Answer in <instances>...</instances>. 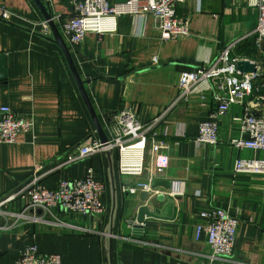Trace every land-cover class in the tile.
I'll return each mask as SVG.
<instances>
[{"label":"crops","instance_id":"crops-1","mask_svg":"<svg viewBox=\"0 0 264 264\" xmlns=\"http://www.w3.org/2000/svg\"><path fill=\"white\" fill-rule=\"evenodd\" d=\"M40 1L52 17H59L54 21L59 30L73 15L67 0ZM0 4L18 16L0 19V56L5 57L7 74L0 80V107L34 123L32 133L0 144L2 199L64 152L90 137L100 141V136L64 53L51 29L42 28L46 20L35 1ZM177 16L187 22L189 37L162 41L153 17L125 15L117 19L113 33H87L79 52L65 41L107 136L108 124L121 110H131L142 124L161 116L177 98L179 74L211 65L229 45L232 57L256 61L259 71L264 70V54L256 46L258 10L247 0H183L177 4ZM254 86L245 102L232 105L219 121L215 147L196 141L199 125L214 121L215 104L212 92L204 90L207 85L167 117L163 126L169 148L148 156L151 164L165 165V178L157 184L159 199L145 204L147 195L123 193L117 152L47 177L44 186L56 189L62 179L83 178L92 168L94 180L106 186L103 213L82 215L58 207L44 214L30 209L45 221L19 223L11 232L0 233V264H18L24 249L34 244L41 253L61 255L64 264H264V175L234 171L238 159L264 158V153L232 144L246 138L235 120L244 114L246 102L256 101L255 112L264 115V104L258 105L263 103L264 79ZM29 204V199L21 200L6 209L19 211ZM144 206L150 212L143 230L134 232L130 224L137 223ZM214 208L240 221L229 260H212L205 232L198 237V226L205 223L201 214ZM64 223L89 232L71 234Z\"/></svg>","mask_w":264,"mask_h":264},{"label":"built area","instance_id":"built-area-1","mask_svg":"<svg viewBox=\"0 0 264 264\" xmlns=\"http://www.w3.org/2000/svg\"><path fill=\"white\" fill-rule=\"evenodd\" d=\"M258 10L256 27V43L261 54H264V0H247ZM73 8V15L67 22L61 23L60 33L74 52H79L87 33L100 36L113 33L119 17L132 15L136 19L153 17L157 23L162 41H174L190 36L186 21L177 16L176 5L183 0H127L118 3L111 0H67ZM18 17L15 13L0 4V19L11 21ZM53 21L59 17H52ZM44 31H50L47 21L42 23ZM233 45L225 47L211 65L196 67L182 71L178 79V95L173 104L164 113L148 124H142L131 110H121L108 124L109 140L105 143L88 138L83 144L62 154V156L41 171H36L30 179L16 190L0 199V233H9L19 223L44 222V216L30 213L41 211L50 213L54 208L82 215H98L104 211L103 199L106 186L93 178V169L88 170L83 178L64 180L58 188L49 189L44 180L54 173L74 164L92 159L107 153L117 152L118 172L123 179L122 191L128 196H148L145 204L156 199L162 193L158 189V181L165 178L163 163L151 164L149 155L154 157L169 148V133L163 126L164 121L177 108L188 103L191 96L199 93L202 85H207L212 92L215 107L211 114L214 121L202 122L196 141L211 146L218 144L219 121L224 118L234 104H240V98L254 92L253 81L256 74L241 75L231 62L251 61L247 58L232 57ZM155 59V63H157ZM256 62V61H251ZM257 63V62H256ZM260 70V65H259ZM264 100V98H260ZM254 107L247 108L241 117L235 120L240 123L242 135L232 144L242 150L264 153V115L256 113ZM118 114V115H117ZM34 123L14 113L9 107H0V144L15 143L24 133H32ZM236 174L264 175V158H240L234 166ZM30 200L28 206L21 210H7L13 203ZM205 223L198 226L200 237L205 232L211 248L212 260H229L232 257L240 221L227 211L214 208L201 214ZM133 224L130 226L133 227ZM71 234L83 235L89 231L73 224L64 223ZM18 264H64L59 254L41 253L37 246H28L21 254Z\"/></svg>","mask_w":264,"mask_h":264},{"label":"water","instance_id":"water-1","mask_svg":"<svg viewBox=\"0 0 264 264\" xmlns=\"http://www.w3.org/2000/svg\"><path fill=\"white\" fill-rule=\"evenodd\" d=\"M36 5L39 7V9L42 11L45 20L48 22V25L52 31L53 40L58 45V47L62 50L64 53V56L67 60V63L70 67V70L73 74V77L76 81V84L79 88V91L81 93V96L87 106V109L92 117V120L95 124V127L98 131V134L100 136V141L105 143L108 141V136L98 118L96 115V112L94 110V107L92 105V101L88 95V92L85 88V82L82 81L81 75L78 71L76 62L74 60L73 54L70 51L69 47L67 46L65 40L63 39L60 30L56 23L52 20V13L50 10H47L43 7V4L40 0H34ZM127 0H119V2H126ZM232 65H234L235 69L241 74H256L258 72V65L255 63H252L250 61H239V62H231ZM6 60L4 56H0V80L6 79ZM262 101V100H261ZM159 199V197H158ZM148 207L144 206L140 208L139 215L137 218V223L133 226V230L135 231H142L144 222H145V216L149 213Z\"/></svg>","mask_w":264,"mask_h":264},{"label":"rangeland","instance_id":"rangeland-1","mask_svg":"<svg viewBox=\"0 0 264 264\" xmlns=\"http://www.w3.org/2000/svg\"><path fill=\"white\" fill-rule=\"evenodd\" d=\"M258 21V20H257ZM264 44V43H263ZM256 46H257V43H256ZM257 48H258V46H257ZM205 66H207V65H205ZM263 68H264V66H263ZM256 75H257V77L255 78V80L253 81V84L255 85V82H256V80L257 79H259V78H261L262 77V79H264L263 77H264V70L263 71H259V66H258V72L256 73ZM251 95V94H250ZM246 98H248V95L246 96V97H243V98H240L241 100H239V102H240V104H243L244 102H245V99ZM261 98H263V97H261ZM254 100V99H253ZM255 102L256 101H249V102H246V105H244V106H246L247 108H252V107H254V105H257V104H255ZM262 104H264V100H263V103H260V102H258V105H262ZM253 111H256L255 109L253 110Z\"/></svg>","mask_w":264,"mask_h":264},{"label":"bare ground","instance_id":"bare-ground-1","mask_svg":"<svg viewBox=\"0 0 264 264\" xmlns=\"http://www.w3.org/2000/svg\"><path fill=\"white\" fill-rule=\"evenodd\" d=\"M120 3H125V2H120ZM176 10H177V5H176ZM244 61V60H243ZM233 62V61H232ZM239 62V61H237ZM251 62V61H250ZM253 63V62H252ZM256 64V63H255ZM234 66V65H233ZM247 75V74H246ZM259 102V101H258ZM118 115V114H117ZM108 140H109V134H108Z\"/></svg>","mask_w":264,"mask_h":264}]
</instances>
